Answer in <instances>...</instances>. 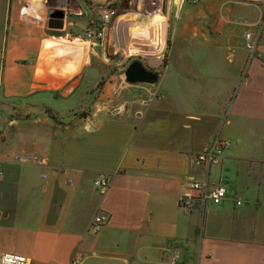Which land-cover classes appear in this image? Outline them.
Listing matches in <instances>:
<instances>
[{
    "label": "crops",
    "instance_id": "0c3cea01",
    "mask_svg": "<svg viewBox=\"0 0 264 264\" xmlns=\"http://www.w3.org/2000/svg\"><path fill=\"white\" fill-rule=\"evenodd\" d=\"M58 1L0 0V255L30 264H70L77 254L82 264H264V28L263 58L248 62L243 40L263 5L145 1L170 24L159 80L117 78L99 90L91 59L110 27L83 47L71 38L109 0ZM51 9L65 10L62 28L48 26ZM217 136L231 141L220 162L196 166L193 156ZM100 177L110 180L105 191L94 185ZM193 178L227 194L185 215L179 197ZM100 213L107 222L95 233Z\"/></svg>",
    "mask_w": 264,
    "mask_h": 264
},
{
    "label": "built area",
    "instance_id": "2783aa9c",
    "mask_svg": "<svg viewBox=\"0 0 264 264\" xmlns=\"http://www.w3.org/2000/svg\"><path fill=\"white\" fill-rule=\"evenodd\" d=\"M119 0H109L107 4L100 8V20L94 21L81 35H76L71 38L74 41H93L101 40L106 36L105 28L110 26L113 18L118 15L117 2ZM193 3H197L199 0H190ZM257 5H263L259 19L248 25L243 31L244 46L248 50V62L253 59L263 58V53L259 46V34L264 28V0H249ZM58 8L62 6V0H59ZM61 5V6H60ZM229 59L232 58V49H229ZM245 74V71H243ZM231 146V141L227 138L217 136L209 145L197 152L193 156V163L196 166L209 167L213 164L220 162L225 150ZM17 161H31L38 164L45 163V159L34 155H18L15 158ZM2 174V168L0 167V175ZM45 177V175H42ZM73 179L70 178V182ZM94 185L101 191H105L109 185L110 180L107 177H100L94 180ZM227 194V189L224 185L217 184L212 186L207 181H200L196 179H190L183 185V192L179 197V209L185 214H192L209 201H216L224 198ZM107 222V215L100 213L94 216L91 221V231L99 232L101 228ZM171 259L174 261L180 260L182 254L178 249L171 252ZM82 257L77 254L74 256L70 264H82ZM0 264H30V259L22 254L5 252L0 255Z\"/></svg>",
    "mask_w": 264,
    "mask_h": 264
},
{
    "label": "rangeland",
    "instance_id": "374dc122",
    "mask_svg": "<svg viewBox=\"0 0 264 264\" xmlns=\"http://www.w3.org/2000/svg\"><path fill=\"white\" fill-rule=\"evenodd\" d=\"M140 1L143 6L139 8L129 7V0L120 1L118 16L110 23L102 53L91 59V63L100 71L96 85L99 90L107 83L116 82L117 78L126 82L124 72L135 59L156 72L163 68L169 52L170 24L160 12L150 10L149 4L145 3H149L148 0ZM62 42L69 43L67 40ZM72 42V45L79 47L84 45L83 42ZM59 53H63V50H59ZM124 81L123 84H126Z\"/></svg>",
    "mask_w": 264,
    "mask_h": 264
},
{
    "label": "water",
    "instance_id": "95a60500",
    "mask_svg": "<svg viewBox=\"0 0 264 264\" xmlns=\"http://www.w3.org/2000/svg\"><path fill=\"white\" fill-rule=\"evenodd\" d=\"M65 10L51 9L48 26L62 28L64 25ZM125 80L128 83H155L159 80V73L147 68L140 60H133L126 68Z\"/></svg>",
    "mask_w": 264,
    "mask_h": 264
},
{
    "label": "trees",
    "instance_id": "16d2710c",
    "mask_svg": "<svg viewBox=\"0 0 264 264\" xmlns=\"http://www.w3.org/2000/svg\"><path fill=\"white\" fill-rule=\"evenodd\" d=\"M49 111H50V109H49Z\"/></svg>",
    "mask_w": 264,
    "mask_h": 264
},
{
    "label": "bare ground",
    "instance_id": "6f19581e",
    "mask_svg": "<svg viewBox=\"0 0 264 264\" xmlns=\"http://www.w3.org/2000/svg\"><path fill=\"white\" fill-rule=\"evenodd\" d=\"M158 30V29H157Z\"/></svg>",
    "mask_w": 264,
    "mask_h": 264
}]
</instances>
